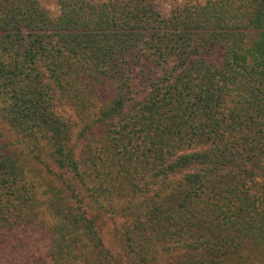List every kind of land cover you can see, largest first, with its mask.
Listing matches in <instances>:
<instances>
[{
	"label": "trees",
	"instance_id": "16d2710c",
	"mask_svg": "<svg viewBox=\"0 0 264 264\" xmlns=\"http://www.w3.org/2000/svg\"><path fill=\"white\" fill-rule=\"evenodd\" d=\"M58 4L0 0V264H264V0Z\"/></svg>",
	"mask_w": 264,
	"mask_h": 264
},
{
	"label": "rangeland",
	"instance_id": "374dc122",
	"mask_svg": "<svg viewBox=\"0 0 264 264\" xmlns=\"http://www.w3.org/2000/svg\"><path fill=\"white\" fill-rule=\"evenodd\" d=\"M41 3L43 4V6L46 7V9L49 11L50 15L52 17H58L59 14H60V8H59V4H58V1L59 0H40ZM97 2H105L107 0H96ZM189 0H155V3H156V7L158 8V10L165 16H168L172 7L175 5V4H183L185 2H187ZM191 1V0H190ZM200 1V0H198ZM201 1H206V0H201ZM168 3L171 7L169 10H165L164 7H163V4L164 3ZM5 124H0V155H2L3 153L6 152V149H4L1 144L3 143V138L5 139H8V138H13V134H7V131L5 130ZM24 156V155H23ZM34 163H33V168H32V172H33V176H35V181L33 182H36L38 181L39 179V167H40V162L36 161V160H33ZM43 190H44V187H43ZM31 237L33 238V240H37L39 238V231H36L34 232ZM108 239L109 241V236L106 235V240ZM113 240V245L114 246V252H117L119 250L120 247L117 246V243H116V240L115 239H112ZM110 242V241H109ZM36 246H37V249L39 251V241L36 243ZM40 252H43V250L41 249ZM41 255L38 254V256Z\"/></svg>",
	"mask_w": 264,
	"mask_h": 264
},
{
	"label": "clouds",
	"instance_id": "9594fccd",
	"mask_svg": "<svg viewBox=\"0 0 264 264\" xmlns=\"http://www.w3.org/2000/svg\"><path fill=\"white\" fill-rule=\"evenodd\" d=\"M163 7H164V9L167 11V10L170 9L171 6H170L168 3L165 2V3L163 4Z\"/></svg>",
	"mask_w": 264,
	"mask_h": 264
}]
</instances>
